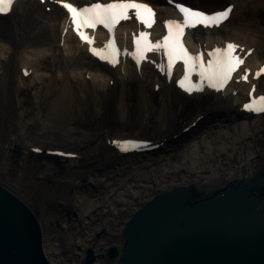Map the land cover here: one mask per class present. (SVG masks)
I'll use <instances>...</instances> for the list:
<instances>
[{"label":"bare ground","instance_id":"6f19581e","mask_svg":"<svg viewBox=\"0 0 264 264\" xmlns=\"http://www.w3.org/2000/svg\"><path fill=\"white\" fill-rule=\"evenodd\" d=\"M74 1L83 3L91 0ZM192 1L197 2L198 0ZM200 1L210 10L219 8L226 2L235 1L236 8L233 15L222 26L224 29L221 30V40L234 39L247 46H255L256 49L248 59L249 62L264 61V13L260 10L264 6V0H199L198 2ZM18 13L23 19L16 24L19 39L15 41L4 38L0 32V47L3 46L4 48L3 52L0 51V88L4 100L11 99L15 94L13 92L23 91L21 88H16L15 91L13 75H11L13 73L11 60L16 55L15 44L31 42L32 40L33 42L29 45H33V49H25L24 52L27 57L22 59L25 63H21L18 67L19 80L26 84V89L28 91L33 89L40 79L43 82L66 79L65 84L55 92L49 90L54 97L47 103L46 110L48 113L56 119H64L84 126L82 129L84 139L93 138L96 135L94 131L104 127H108L109 130L112 128L111 132H117V134L104 138L105 148L113 154H108L109 156L103 159L105 163L103 167L96 168L88 165L85 168H77L67 166L64 171H57V164L54 162H49L52 165L41 167L37 159L41 157L26 149L21 158L18 177L9 180L0 178V183L7 190L21 198L26 205L34 210L41 208L43 203L56 196L62 189L61 187L64 186L74 187L75 202H81V204L83 202L81 210L77 213L73 212L71 215L67 211L62 212L61 209L52 213L39 211V224L44 248L45 242L48 241L50 246L56 245V249H59V242L67 229L72 247L68 257L67 254L54 258L48 257L49 264H121L120 255L126 241L124 228L128 220L156 195L171 191L176 187L187 189L191 194H196V190V192H202L205 195H213L231 182L245 184L252 179L264 177V115L249 117L248 119L243 118L237 109L234 110V105L242 99L241 95H238L236 97L231 96L229 99L232 100V103L225 107H219L217 104L219 99L215 97L208 110L218 112L217 123L213 124L202 138L193 140L187 145L186 153L188 156L185 159L181 161L176 159L174 164H167L164 168L165 171L161 170V173L155 171V176L152 173L146 174L141 171L135 176L126 174L119 179H113L110 174L113 170L109 171V168L120 167L133 157L140 156V154L127 156L117 154L107 143L108 138L128 136L122 134L126 128L124 119H122V124L115 126L108 110L110 107L109 97L124 77L116 75L94 61L71 34L65 37L63 47L60 46V36L63 30L60 23L65 15L59 8L54 7L51 12H47L45 6L43 7L37 1H22ZM237 14L241 16L240 22L232 25L234 27L226 28L225 26ZM25 15L30 16L34 24L29 31L25 29ZM206 33L203 34V31H198L197 37L204 41L216 39L212 35L215 31ZM35 40L42 43H37ZM48 54H52V57L55 58L52 60L51 68L52 66L57 67L59 77L53 76L51 71L44 73L43 76L38 75L39 62L49 65V62L45 61ZM59 54L60 59L58 58ZM3 59H6L5 63H3ZM22 68H33L32 74L23 77L21 75ZM51 68L47 70H51ZM86 71L91 74V79L85 77ZM145 72L149 74L145 77L151 79L149 71L144 69ZM79 73L82 74L81 83H75L77 82L76 75ZM132 76L135 78V75ZM112 77L116 78L117 83L110 87L108 82ZM99 81L105 83L98 87ZM122 83L125 82L122 81ZM101 88L106 90V95L105 93L102 94ZM258 88L259 91L264 92V78L259 80ZM39 89L40 87L35 92L37 97H40ZM46 94L41 96L37 102L38 107H42L44 97L45 99L48 98ZM169 95H165V97L168 98ZM140 97V109L144 112L147 110L144 114L147 116L149 115V104L143 100L142 96ZM169 102L170 100L166 101L168 106ZM118 106L121 110L127 107L124 100ZM15 108L16 105L12 106V110ZM128 113L129 110L127 116ZM87 125L89 127L86 129ZM175 132L177 131L169 134L166 132L161 139L165 135H172ZM217 141L218 144H215ZM170 142L171 140H168L166 143ZM26 144L37 148L42 146L37 143ZM1 147L4 148L3 153L6 158L10 147L6 143H2ZM205 151H209L211 156H217V160L208 159L202 165L199 164V155ZM122 159L126 160L123 161ZM63 160L64 158L56 159V161ZM80 160L82 159L75 158L71 161ZM95 162L97 163L98 160ZM143 162L146 163L142 159L136 160L134 162L136 167L134 166L133 170L141 168L139 163L143 164ZM24 163H28V167H25ZM220 167H223V170L219 169ZM86 173H89L87 179L82 181V177ZM23 174L28 176L26 181L22 177ZM45 174H53L54 177L48 179ZM50 180H54V183H51ZM97 181L111 184V187L93 193H88L86 189L80 187V185L84 187L90 185L91 187ZM29 183L34 188H28ZM262 194L264 195V187ZM60 226L62 228H59ZM111 247L119 250L116 256L109 255ZM88 254L92 255V259Z\"/></svg>","mask_w":264,"mask_h":264},{"label":"rangeland","instance_id":"374dc122","mask_svg":"<svg viewBox=\"0 0 264 264\" xmlns=\"http://www.w3.org/2000/svg\"><path fill=\"white\" fill-rule=\"evenodd\" d=\"M191 2L192 4L198 6H205L204 3L193 2L192 0H185ZM21 16H19L18 10L7 20H0V32L4 35V38H9L13 40H18L20 36L17 34L16 24L21 21ZM23 20V19H22ZM24 24L26 30H31L34 26L30 16H24ZM241 16L239 14L230 21L229 26L236 25L240 22ZM23 24V25H24ZM32 35V34H29ZM32 38V37H31ZM31 42H33L31 40ZM30 41L23 42L21 44H15V56L11 60L12 74L14 80L15 91L16 88L23 89V91L13 92V96L8 101H5L2 95V89L0 88V178L1 179H14L17 178L20 174L19 166L21 165V158L23 152L26 151V143H37L43 146H60L66 149H72L79 151L84 154V159L80 161H58L57 171H64L67 166L85 168L89 166L103 167L105 165L104 158L109 156L107 149L104 146V138L117 134V132H111L108 127L103 129H98L94 131L96 135L93 138H83L82 129L84 126L81 124H76L71 121H65L64 119H59L52 117L46 110L47 103L54 97L51 95L52 90L55 92L58 88H61L65 84L66 79L62 80H50L43 82L38 80L37 86L31 90L26 89V84L20 82L18 67L23 58H26L27 55L24 52L25 49H33V45ZM35 42H37L35 40ZM50 42V41H47ZM37 43H42L38 41ZM54 43V42H53ZM55 44V43H54ZM52 44V45H54ZM0 51L3 52V46L0 47ZM58 54V52H57ZM60 59V54L58 55ZM55 59L52 57L48 60L49 65H46L44 62L38 63V75L43 76L44 73L50 72L53 76L58 75V69L52 66V60ZM60 62V61H59ZM5 63V62H3ZM55 63V61H54ZM62 64V63H61ZM51 70H47L50 69ZM77 82L81 81L82 74H77ZM150 80L147 79H137L135 81L127 82L125 84H120L113 91L109 97L110 107L109 113L111 119L114 121L116 126L122 124V119L126 123V128L122 134L128 136H141L145 138H152L159 140L166 132L170 133L175 129L181 127L183 124L188 123L191 119L202 112H207V116L200 121V124L192 129L190 134L181 135L175 142L169 143L162 151H156L150 154H144L140 156L133 157V159L128 160L124 165L120 167L109 168L108 170H113L110 174L113 179H119L121 176L129 174V176H135L139 172H144L146 174L152 173L155 176V171L161 173V170L167 166V164H174L176 159L180 161L185 159L188 154L186 153L187 145L193 140L202 138L205 133L217 123L216 119L218 118V112L209 111L210 104L215 100L214 97H204V98H186L180 94H176L174 91H170L166 94L154 93L151 91ZM3 84V82H1ZM81 83V82H80ZM99 85L102 82H98ZM9 87V86H8ZM13 87V88H14ZM39 89V96H36V91ZM48 91V92H47ZM48 93V94H46ZM48 95V98L43 99L42 107L37 106V102L41 96ZM107 93H105L106 95ZM168 94L169 97H165ZM145 102L149 104V115L145 116L144 114L147 110L142 111L140 109V99L141 97ZM124 100L126 109L121 110L118 104ZM169 106L166 104V101H169ZM229 103H232V100H218L217 104L219 107L228 106ZM166 104V105H165ZM16 105L15 110H12V106ZM124 108V107H122ZM25 110V111H24ZM129 110L128 116L127 111ZM47 111V112H46ZM123 111V112H122ZM46 112V113H45ZM127 119V120H126ZM63 120V121H62ZM12 123V124H10ZM72 127V129H70ZM82 127V128H81ZM89 126H86V129ZM91 127V126H90ZM166 131V132H165ZM213 137V136H212ZM2 143H6L10 148L8 156H4L3 149L1 147ZM218 144V141L215 143ZM202 149V148H201ZM205 149V148H203ZM206 150V149H205ZM203 153V152H202ZM191 156V154H189ZM198 157V155H197ZM217 156H211L209 151H205L202 155H199V164L205 163L208 159L217 160ZM38 164L41 167L47 165H52L47 160L43 158H37ZM145 160L146 163H139L141 168L133 170L134 162L136 160ZM98 160L96 163L95 161ZM123 161L126 159H122ZM25 167H28V163H24ZM98 165V166H97ZM136 167V166H135ZM219 169L223 170V167ZM165 171V170H164ZM163 171V172H164ZM89 173H86L82 177V181H86ZM8 177V178H7ZM23 179L28 178L26 174H23ZM45 177L48 179H53L54 175L45 174ZM51 183H54V180H50ZM28 183V182H27ZM28 188H34L31 183H29ZM94 186V187H93ZM93 186L90 185L82 187L86 189L88 193H93L98 190H104L111 187V184H104L102 181H97ZM62 189L59 193L47 200L46 203L41 205L43 212L52 213L57 209H61L62 212H68L69 215L73 212H79L83 205V202L80 205L74 200V187H61ZM76 204V205H75ZM74 208V209H73ZM40 209V207L38 208ZM59 228H62L60 226ZM65 235L61 237L59 249H56L55 246H50L48 241L45 242V248L49 253L51 258L61 256L62 254H67V257L71 253V243L68 233V229L64 232Z\"/></svg>","mask_w":264,"mask_h":264},{"label":"water","instance_id":"95a60500","mask_svg":"<svg viewBox=\"0 0 264 264\" xmlns=\"http://www.w3.org/2000/svg\"><path fill=\"white\" fill-rule=\"evenodd\" d=\"M263 187L261 176L213 195H156L128 220L121 264H264ZM38 214L0 183V264H49Z\"/></svg>","mask_w":264,"mask_h":264},{"label":"snow or ice","instance_id":"6c2138e0","mask_svg":"<svg viewBox=\"0 0 264 264\" xmlns=\"http://www.w3.org/2000/svg\"><path fill=\"white\" fill-rule=\"evenodd\" d=\"M55 2L61 3V0H55ZM13 4L14 0H0V14L6 15L9 13ZM62 7L70 14L71 24L74 25L80 39L90 46L94 41L87 37L82 29H94L97 25H103L109 32H112L120 21L131 19L130 13L146 27H151L154 23L155 13L152 8L147 4L137 2V0H113L109 4L95 3L84 8L74 7L70 3H62ZM176 7L182 13L183 20L168 21L166 23L168 34L156 44H153L148 35L142 32L139 38L135 40V52L132 53L133 59L139 65L149 51L163 49V53L167 57L169 70L177 61L183 62L185 74L183 79L179 81V87L185 92L203 91L205 85L217 92L221 91L231 80L237 68L243 64V60L235 54L239 46L228 43L224 48L217 47L214 51L208 53L209 58L206 60L204 53L195 56L190 55L182 44V37L185 34V29H195L199 26H203L205 29L218 28L224 21L229 19L234 6H229L223 11L212 14L193 10L180 4H177ZM90 51L92 55L112 66H116L119 62L118 56L120 53L113 41H109L103 49L98 50L95 47H90ZM250 54L251 51H249ZM124 55H128V53L125 52ZM25 74L27 75V73ZM262 74H264V68L256 73L257 78ZM193 75L199 78L198 84H193L191 80ZM242 79L247 81V74ZM254 91L255 86H253ZM243 110L264 114V96H260L258 99L253 97L250 102L243 105ZM116 143L122 152L141 147L139 143L134 141ZM144 146L147 147V145Z\"/></svg>","mask_w":264,"mask_h":264}]
</instances>
